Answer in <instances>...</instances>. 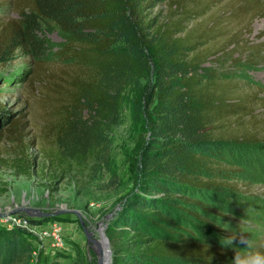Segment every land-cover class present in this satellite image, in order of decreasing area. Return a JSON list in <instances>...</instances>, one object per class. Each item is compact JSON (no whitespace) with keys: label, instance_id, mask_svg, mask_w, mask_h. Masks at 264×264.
Listing matches in <instances>:
<instances>
[{"label":"trees","instance_id":"16d2710c","mask_svg":"<svg viewBox=\"0 0 264 264\" xmlns=\"http://www.w3.org/2000/svg\"><path fill=\"white\" fill-rule=\"evenodd\" d=\"M6 1L15 16L0 17V61L18 50L31 58V69L17 79L44 102L42 132L51 144L46 153L52 165L82 173L107 164L110 134L124 103L140 128L132 163L138 189L105 228L111 264H231L233 250L179 231L175 210L179 217L204 220L197 210L172 201L228 220L194 198L215 188L239 189L224 178L237 169L217 162L207 149L228 153L264 144V113L257 112L264 108V95L238 91L215 68L224 54L236 53L235 46L243 48L240 56L249 65L264 59V30L259 41L238 45L233 34L216 46L228 30L224 16L247 15L244 30H249L252 19L264 18V1L226 0L203 27L189 25L224 0H168L167 15L150 14L159 0ZM52 31L62 40L49 52L44 34ZM26 127L22 118L1 113L0 144L8 139L24 156ZM11 164L29 174L31 165L22 159ZM209 230L217 237L226 233ZM32 251L24 228H0V264H30ZM73 264L85 263L76 256Z\"/></svg>","mask_w":264,"mask_h":264},{"label":"rangeland","instance_id":"374dc122","mask_svg":"<svg viewBox=\"0 0 264 264\" xmlns=\"http://www.w3.org/2000/svg\"><path fill=\"white\" fill-rule=\"evenodd\" d=\"M185 1L191 3L190 0ZM225 2L213 8L208 17L200 18L189 26L200 24L203 27L210 17L216 18L220 14ZM169 11L168 0H159L150 14L159 12L167 15ZM8 16L14 17L15 14L6 0H0V17ZM247 17L234 19L229 18V15L224 16L222 20L227 21L228 30L221 34L216 46L224 44L233 34L238 39V45L245 39L259 41L257 36L264 30V18L255 17L250 29L244 30V25L248 24ZM44 37L49 52L54 51L62 40L55 31L46 32ZM234 51L236 53L224 54L222 63L215 66L217 71L233 81L238 91L259 90L264 95V59L249 65L240 56L242 47L235 46ZM31 67V58L22 50L15 52L12 58L0 61V76L6 77L0 81V114H9L12 119L22 118L27 123L24 156L18 154L20 147L8 139L0 144V158L6 160L5 164L0 163V189L6 188L0 192V228H9L3 225L6 221L16 226V221L20 219V225L26 230L33 248L30 264H73L76 256L82 258L85 264H97L96 250L92 248L93 244L83 226L92 238H99L100 228L105 227L137 191L139 176L133 170L132 163L138 155L136 146L140 128L132 119L130 105L124 103L120 120L110 134L112 145L107 164L88 168L82 173L72 168L65 171L66 166L63 164L52 165L46 153L51 144L45 140L42 132L44 102L39 95L31 93L25 80L17 79L19 72L30 70ZM55 67L57 65L53 63ZM257 112L264 113V108L259 107ZM207 154H212L211 157L225 167L237 169L236 172H227L228 176H222L239 189L215 188L194 198L207 206L205 210L210 207L228 220L208 210H199L200 207L172 201L177 206L197 210L204 220L200 223L188 215L179 217L182 213L175 210L179 231L188 230L196 240L221 244L223 236L230 235L231 231L239 234L242 228L249 231L244 235L252 239L255 247L264 249V144L233 148L228 153L226 148L211 146ZM15 158L22 159L26 166L31 165L28 175L21 174L11 164ZM226 224L229 230L224 228ZM213 227H219L226 233H220L221 237H217L209 230ZM53 229L58 230L64 242L63 248L50 247L48 238L40 233ZM236 247L243 248L245 245L237 241Z\"/></svg>","mask_w":264,"mask_h":264},{"label":"clouds","instance_id":"9594fccd","mask_svg":"<svg viewBox=\"0 0 264 264\" xmlns=\"http://www.w3.org/2000/svg\"><path fill=\"white\" fill-rule=\"evenodd\" d=\"M224 228L229 230V225ZM245 233H249V231L240 228L239 234L235 231H231L230 235L221 238L220 243L222 247L232 248L234 250L231 264H264V251L255 247L252 239L247 238L244 235ZM237 241L245 245V247H236Z\"/></svg>","mask_w":264,"mask_h":264},{"label":"water","instance_id":"95a60500","mask_svg":"<svg viewBox=\"0 0 264 264\" xmlns=\"http://www.w3.org/2000/svg\"><path fill=\"white\" fill-rule=\"evenodd\" d=\"M83 226V224H82ZM88 238H90L92 242V248L96 250V254L98 257L97 264H104V259L109 260V264H111V248H110V243L108 240V237L105 234V227L100 228V235L99 238H92L90 233L87 231V229L83 226ZM103 247H109V250L107 252H104Z\"/></svg>","mask_w":264,"mask_h":264},{"label":"built area","instance_id":"2783aa9c","mask_svg":"<svg viewBox=\"0 0 264 264\" xmlns=\"http://www.w3.org/2000/svg\"><path fill=\"white\" fill-rule=\"evenodd\" d=\"M24 223L26 222V220H23ZM3 225L6 226V227H13L11 223L9 222H3ZM16 226H21L20 225V219H18L16 221ZM34 226V225H33ZM43 236H45L46 238H48L49 240V244H50V247L54 246V247H57L58 249L60 248H63L64 247V242L63 240L60 238L59 236V232L57 229H53V230H43L40 232ZM47 246H49L47 244Z\"/></svg>","mask_w":264,"mask_h":264},{"label":"bare ground","instance_id":"6f19581e","mask_svg":"<svg viewBox=\"0 0 264 264\" xmlns=\"http://www.w3.org/2000/svg\"><path fill=\"white\" fill-rule=\"evenodd\" d=\"M103 248H104V252H107L109 250V247H103ZM104 264H109V260L105 258L104 259Z\"/></svg>","mask_w":264,"mask_h":264}]
</instances>
